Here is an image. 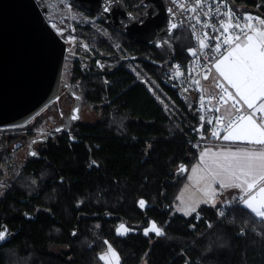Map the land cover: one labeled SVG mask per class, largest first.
I'll return each instance as SVG.
<instances>
[{"label":"trees","instance_id":"16d2710c","mask_svg":"<svg viewBox=\"0 0 264 264\" xmlns=\"http://www.w3.org/2000/svg\"><path fill=\"white\" fill-rule=\"evenodd\" d=\"M122 1L127 10L142 14L141 0ZM228 3L264 16V0ZM72 4L84 10L73 0ZM75 26L96 50L117 51L106 36L91 32L86 25ZM106 27L122 38L127 53L124 63L137 61L155 71L160 68L146 58H167L165 50L136 44ZM168 40L174 59L190 55L191 37L185 27L179 25ZM69 62V77L62 79L58 99L63 96L74 107L75 95L79 96L81 104L90 105L99 116L94 123L76 124L77 142L62 138L60 143L49 144L44 153L30 154L20 176L0 195V231L17 230L0 245V264H103L99 254L107 245L117 251L120 264L143 260L146 264H264V224L239 204L224 206L223 216L218 214L220 206L201 205L189 216L171 212L188 165L196 158L197 148L208 141L192 131L193 103L187 107L174 90L158 82L189 118L177 120L147 85L134 80L125 64L105 72L109 79L105 86L89 64L81 69L77 62ZM55 101L47 107L55 108ZM9 154L0 142V176ZM180 168L184 173L174 181ZM26 176L33 179L30 189L21 185ZM141 200L149 204L143 212ZM36 211L34 219L23 218V213ZM122 221L129 225L125 235L115 231ZM150 221L163 235H145ZM137 224L138 228L131 226ZM52 246L61 248L53 252Z\"/></svg>","mask_w":264,"mask_h":264},{"label":"water","instance_id":"95a60500","mask_svg":"<svg viewBox=\"0 0 264 264\" xmlns=\"http://www.w3.org/2000/svg\"><path fill=\"white\" fill-rule=\"evenodd\" d=\"M73 1L98 22L123 33L134 43L166 51L164 61L146 58L148 63L164 68L174 59L168 39L178 24L164 0H141L140 5L144 7L141 15L127 10L122 0ZM106 7L110 10L105 11ZM65 60L80 65L87 62L85 56L65 51V44L33 0H0V127L23 125L59 96ZM163 84L174 90L187 107L191 104L187 92L174 84ZM75 97L72 111L82 106L80 97ZM183 173V168L177 170L174 181ZM145 207L139 206V209L143 212ZM36 214L37 211L22 215L31 220ZM131 226L138 228L140 224ZM16 231L7 233V239ZM6 240L0 241V245Z\"/></svg>","mask_w":264,"mask_h":264},{"label":"built area","instance_id":"2783aa9c","mask_svg":"<svg viewBox=\"0 0 264 264\" xmlns=\"http://www.w3.org/2000/svg\"><path fill=\"white\" fill-rule=\"evenodd\" d=\"M40 10L41 14L49 25L54 29L57 35L65 44V51L73 54H79L86 57L87 63L96 72L101 75L102 82L105 86L109 84V79L105 72L119 67L127 60V53L102 52L96 50L91 44H88L78 33L75 26V18L79 21H88L91 18L96 19L85 10L75 13L72 9V0H33ZM169 4L175 14L178 26L185 27L191 37L192 50L195 55H190L184 59H173L168 65L159 70L150 71L142 66H137L133 71L134 80L138 83L149 85L158 82H168L174 84L177 89H182L191 96L194 106L195 124L192 129L198 137L206 138L208 141L216 142L221 139L222 131L228 126V123L240 114L251 113L250 109L240 101V113L232 106V101L228 100L224 103L220 100L221 95H225L223 89H227L233 96L239 100L237 94L221 79L210 82L209 75L215 72L216 61L230 49L221 43L219 51L215 50L217 41L214 39L220 32H223L220 21L227 23H239L243 28L248 21L244 19L246 16L258 17L264 19V16L256 11L245 12L232 7L228 0L223 3L220 0H164ZM60 6L59 19L54 18V13ZM192 9H195L193 11ZM231 11L232 18L225 15ZM62 12V13H61ZM63 14L64 16H61ZM90 16V17H89ZM259 19L254 20L256 28L264 27L259 25ZM199 21V22H198ZM206 22L214 27L206 28L203 23ZM194 26V27H193ZM219 30V31H217ZM232 35L237 34L235 28H229ZM207 33V36L204 34ZM248 32L247 34H250ZM227 36V34H225ZM243 36L241 37V40ZM200 40H204L208 47L201 48ZM137 62V61H133ZM207 77V78H205ZM219 77V76H218ZM219 85V86H218ZM58 97L55 99L57 100ZM225 100L227 96L225 95ZM225 104L231 108V113L227 116L223 115L222 109ZM219 109V111H215ZM61 109H59V112ZM203 117V120L201 119ZM217 118H222L217 123ZM211 121V123H209ZM213 133H216L214 135ZM239 200L234 205L239 204ZM227 208L220 207L218 209L219 216L226 214ZM223 213V215H221Z\"/></svg>","mask_w":264,"mask_h":264},{"label":"snow or ice","instance_id":"6c2138e0","mask_svg":"<svg viewBox=\"0 0 264 264\" xmlns=\"http://www.w3.org/2000/svg\"><path fill=\"white\" fill-rule=\"evenodd\" d=\"M221 3L224 0H220ZM109 8H105V11H109ZM195 11V9H192ZM232 18L231 11L225 13ZM247 23L243 28L237 22L235 24H229L223 20L220 21L223 32L214 37L217 41L215 44V50L219 51L221 48L220 41L222 40L223 45L230 46L231 50L227 51L226 55H222V58L218 59L214 65L217 72L233 89L239 100L236 99L227 89H223L225 95L220 96V100L227 103L228 100L232 101V106L236 109L237 113H240V101L247 106L248 109H255L252 114L247 116L240 114L235 119L228 123V128L231 129L222 138L224 140H248L254 141L255 143L264 145V30L256 28L255 24L252 23L254 20L259 19L258 17H244ZM143 23V21H140ZM199 22V21H198ZM203 23L204 27L211 28L213 25ZM259 25L264 27V19H259ZM176 27L175 24L172 25ZM194 27V26H193ZM235 28L237 30L236 35H232L229 28ZM255 30V36L247 34L250 31ZM219 31V30H217ZM227 34V36H225ZM207 36V33L204 34ZM243 36L244 43H241V37ZM201 48L208 47L204 40H200ZM195 55L194 50H190ZM207 78V77H205ZM219 86V85H218ZM260 101L257 106L256 102ZM219 111V109H215ZM255 117V118H254ZM260 119L261 123H257L256 120ZM72 120L79 119V109H74L73 114L70 117ZM203 120V117L201 118ZM222 118H217V123L221 122ZM211 123V121H209ZM235 125V127H233ZM60 131V129H57ZM216 135V133H213ZM206 152L211 150L206 149ZM35 155V153H31ZM214 167L211 170V176L214 182L218 183L222 188H236L240 189L242 193H248V197L245 198L241 195L237 199L242 201L244 206L256 217L264 220V202L261 203L260 207L254 206L252 201L255 199L251 195L252 190L256 187L258 181H264V153H240L238 151H218L216 158L211 161ZM261 194H264V188L259 189ZM215 193H213L214 195ZM139 206L144 208L146 202L139 201ZM195 208H191L186 211L185 214L194 212ZM223 215V213H221ZM121 230H124L122 232ZM127 231L125 225H120L117 229L118 234H125ZM149 231H154L156 235H163L155 223L153 222L150 229L145 230V235ZM7 232L0 231V241L7 239ZM109 250H111L109 246ZM113 255L115 253L113 252ZM103 259V257H101Z\"/></svg>","mask_w":264,"mask_h":264},{"label":"crops","instance_id":"0c3cea01","mask_svg":"<svg viewBox=\"0 0 264 264\" xmlns=\"http://www.w3.org/2000/svg\"><path fill=\"white\" fill-rule=\"evenodd\" d=\"M261 30H264V28H262ZM250 35L255 36V30L251 31ZM244 42H245L244 39H242L241 43L243 44ZM229 50H231V48ZM226 54L227 52H225L223 55H226ZM220 58H222V56ZM219 78H221L235 92V89H233L231 85H229L228 82L225 81L223 77L220 76L216 68H215V72L209 75L208 81L215 82L216 80L218 81ZM259 103L260 101L256 102L257 106L259 105ZM250 111L251 113H247L245 114V116L252 114L255 111V109H250ZM222 113L225 116L231 113V108L228 104H225L223 106ZM256 122L261 123V120L257 118ZM233 127H235V125H233ZM230 130L231 129H229L227 126L222 131L220 140L216 142L207 141L206 143H204L203 145L197 148L196 158L188 165L185 178L180 183L179 187L177 188L173 202L180 201V205H181L182 202L187 200L192 204V208H195L194 212H196L199 206L201 205H207V206H212V207H216V206L222 207V206H227L229 204L236 202L237 199H234V198H238L241 195H243L245 198L248 197L249 194L242 193L240 189L220 187L218 183L213 181L212 176H211V170L214 167L211 161L216 158V153L218 151H227V152L238 151L240 153H255V154L264 153V145L255 143L254 141L224 140L222 137L226 135L228 131ZM206 149L211 150V151L206 152L205 151ZM260 188H264V181H258L256 187L251 192V195L255 197L252 203L256 207H260L261 203L264 202V194L260 193L259 191ZM213 193L215 194L213 195ZM239 205L246 208L242 201L239 202ZM187 209L188 208L183 209V210H187ZM179 210L183 212L180 214L186 216V214H184L186 212H184L182 208H180V206H179ZM194 212H191L190 215ZM252 215L255 216L254 214ZM261 221L264 224V220H261ZM122 224L125 225L127 229L125 234L128 233L130 231L129 227L123 221L116 225L115 227L116 233H117V229ZM155 225L158 228V225L156 223ZM121 231L124 232V230H121ZM149 232H152L156 235L154 231H149ZM125 234H119V235H125ZM109 246L110 245H107L105 249L101 251V253L99 254V258L101 262L103 264H120V257L117 251L111 246L110 248L112 251H110ZM113 252L115 253V255H113ZM101 257H103V259ZM143 264H146L145 261Z\"/></svg>","mask_w":264,"mask_h":264},{"label":"rangeland","instance_id":"374dc122","mask_svg":"<svg viewBox=\"0 0 264 264\" xmlns=\"http://www.w3.org/2000/svg\"><path fill=\"white\" fill-rule=\"evenodd\" d=\"M72 9L75 13H78L80 11L73 4H72ZM57 10L58 11H56L53 15L56 20L59 19L58 14H59V11H62V9L60 6H57ZM61 16H64V15L61 14ZM74 21H75L76 25L81 24V25L88 26L90 28L91 32H93L95 34H101V35L106 36V38H107L106 42L110 46H112L115 50H117L121 53H126L125 48L123 47V44H122V38L116 36L106 26L102 25L101 23H98L96 19L91 18L90 20L85 22V21H79V20H77V18H75ZM76 30H78L77 27H76ZM190 50H192V47L189 48V53H191ZM69 61L70 60L64 61L61 79H64V78L67 79L69 77V70L71 67V63ZM123 64H125V66H128L131 70L137 69L136 68L137 66H142L140 62H133L131 60H129L128 62L123 63ZM146 87L153 93V95L159 101V103L161 104L163 109L170 116H172V118H177V120L183 119L185 122L189 121V118L187 117V115L183 113V111L180 109V107L178 105H176V103L168 96V94H166V92L162 89V87L158 83H152V84L147 85ZM53 104H55V108L52 107L53 105L51 106V108L53 110L50 108V106L49 107L45 106V108H43L42 111H40L38 113L39 117L37 116L35 118H39L41 120L50 118L51 116H50L49 112L54 113V111H55L58 114L59 109H61V111L65 110V115H68L72 111L73 104L68 103V99L67 98L64 99L63 96L59 97V99H57L55 101V103H53ZM79 110H80L81 120L83 122L94 123L95 121H97V118L99 116L98 112H96V110H94L90 105L83 104ZM30 122L31 121H28V123H30ZM39 131L42 132L43 129H39ZM193 146H196V143H193ZM11 147H12V145H11ZM22 151L23 150H20L19 152H17L18 154H16V156H15V163L12 164V166H10L8 171H6L4 169V167L2 168L3 175L0 176V193H2L8 187V185L12 182V180L14 178H16L17 176L18 177L20 176L18 174H19V171L22 167V163L24 162ZM32 182H33V179L29 176H26L21 180V185L24 187L27 186V188L30 189ZM172 203H173L172 210H171L172 213H176V212L177 213H183L179 210V206H180V208H182V210L186 209V208H188V209L192 208V204L187 200L182 202L181 205H180V201L179 202L175 201ZM222 207H224V206H222ZM187 210H183V211L186 212ZM189 215L190 214H186V216H189ZM152 224H153V222L150 221L148 226L144 229V231L151 228ZM158 229L161 231V229L159 227H158ZM60 248H61V246H52L51 250L53 252H56ZM143 263H144V260L141 262V264H143Z\"/></svg>","mask_w":264,"mask_h":264},{"label":"flooded vegetation","instance_id":"af4514ba","mask_svg":"<svg viewBox=\"0 0 264 264\" xmlns=\"http://www.w3.org/2000/svg\"><path fill=\"white\" fill-rule=\"evenodd\" d=\"M87 65V62L84 65H80L81 69L86 68ZM38 113L28 120L31 121L30 123H28L27 121L23 125L19 126L0 127V142L1 144H3V146L6 147V150L10 153V159L8 163L3 166L6 171H8L10 166L15 163V156L20 150H23L22 154L24 162L22 161V166H24L27 163L31 153H35L34 156H37V154L44 153L43 151L45 149L47 150V146L49 144L60 143L62 138H65L66 141L69 139L70 141H67L68 143L72 141L77 142L78 140H80V132H77L76 124L87 123L81 120L80 110L79 119L77 120L70 119L73 114V111H71L68 115H65V110L58 112V114L55 111L54 113L49 112L51 117L43 119L44 121L39 118H35L37 116L39 117ZM12 127H19L20 130L17 132H9L6 130ZM39 129H43V131L40 132ZM57 129H60V131H57ZM2 193H0V195Z\"/></svg>","mask_w":264,"mask_h":264}]
</instances>
